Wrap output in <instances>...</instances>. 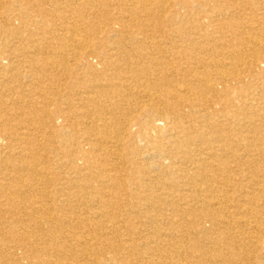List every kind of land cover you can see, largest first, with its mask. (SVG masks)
Instances as JSON below:
<instances>
[{
  "label": "bare ground",
  "instance_id": "6f19581e",
  "mask_svg": "<svg viewBox=\"0 0 264 264\" xmlns=\"http://www.w3.org/2000/svg\"><path fill=\"white\" fill-rule=\"evenodd\" d=\"M263 56L264 0H0V264H264Z\"/></svg>",
  "mask_w": 264,
  "mask_h": 264
},
{
  "label": "rangeland",
  "instance_id": "374dc122",
  "mask_svg": "<svg viewBox=\"0 0 264 264\" xmlns=\"http://www.w3.org/2000/svg\"><path fill=\"white\" fill-rule=\"evenodd\" d=\"M248 10L246 11V13L245 14H248ZM245 17V18H244ZM247 16H243V18H242V20H244L243 22H242V24H245L246 22H248V20L247 19H249V18H246ZM247 24V23H246ZM250 57V56H249ZM264 57V56H263ZM254 102H257V100L256 101H254ZM259 102V101H258Z\"/></svg>",
  "mask_w": 264,
  "mask_h": 264
}]
</instances>
